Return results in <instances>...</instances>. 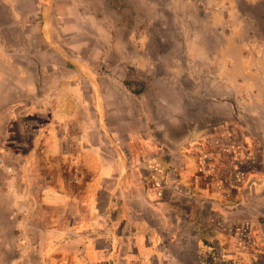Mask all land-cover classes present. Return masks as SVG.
<instances>
[{
	"label": "rangeland",
	"instance_id": "obj_1",
	"mask_svg": "<svg viewBox=\"0 0 264 264\" xmlns=\"http://www.w3.org/2000/svg\"><path fill=\"white\" fill-rule=\"evenodd\" d=\"M7 1L4 58L49 95L35 107L63 109L55 123L71 134L102 126L131 157L150 139L170 162L156 178L134 165L104 213L121 236L105 264H264V0ZM10 112L1 100L0 139L11 125L29 143V120ZM38 161L37 192L41 170L61 167ZM13 173L0 158V192ZM1 193L0 237L12 240Z\"/></svg>",
	"mask_w": 264,
	"mask_h": 264
},
{
	"label": "crops",
	"instance_id": "obj_2",
	"mask_svg": "<svg viewBox=\"0 0 264 264\" xmlns=\"http://www.w3.org/2000/svg\"><path fill=\"white\" fill-rule=\"evenodd\" d=\"M42 2L48 6L51 0ZM1 7L7 8L8 1L0 0ZM6 10L4 20L9 15ZM1 17L0 14V21ZM2 36L0 26V101H7L12 116L29 120L30 128L26 131L32 136L25 143L12 135L9 125L6 140L0 139L3 167L5 171L15 172L7 176L0 192L12 198L8 217L13 222L12 227L3 225L1 229L14 233L12 240L0 237V264H105L107 256L114 258L119 254L115 245L121 236L112 229L105 230L108 225L103 219L104 213L115 205L120 187L129 184L134 165L146 164L156 178L171 173L170 162L160 152H153L160 147L150 139L138 141L144 150L143 156L131 157L120 143L104 141L103 127L98 124L94 133L92 127L89 131L86 124H80L79 132L71 134L62 122L55 123L54 118L63 109H51L44 105L47 102L38 106L37 100L49 95L40 91L38 80L29 72L21 77L10 70L17 66L5 61L3 52H8L9 46ZM68 96L76 99L72 93ZM93 97L97 112L99 97L97 94ZM35 104L38 105L35 107ZM70 118V114H64L62 120L66 123ZM140 138L136 131L128 132L132 150H136L132 141ZM41 152L50 159H61L62 169L41 171L37 192V185L32 181ZM117 215L114 221H118ZM137 229V234H144Z\"/></svg>",
	"mask_w": 264,
	"mask_h": 264
},
{
	"label": "trees",
	"instance_id": "obj_3",
	"mask_svg": "<svg viewBox=\"0 0 264 264\" xmlns=\"http://www.w3.org/2000/svg\"><path fill=\"white\" fill-rule=\"evenodd\" d=\"M41 154L45 157V161L47 163L46 164L47 166H50L52 164V162H54V161L55 162L58 161L59 162L58 166L60 165L61 167H60V169L58 168L57 170L61 171V169H62V160L61 159H50L49 157L46 156L45 153L43 154L42 152L39 154V157L41 156ZM41 171H43V170H41Z\"/></svg>",
	"mask_w": 264,
	"mask_h": 264
}]
</instances>
